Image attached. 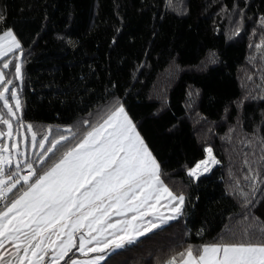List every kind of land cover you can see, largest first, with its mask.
I'll return each instance as SVG.
<instances>
[{
  "label": "trees",
  "instance_id": "trees-1",
  "mask_svg": "<svg viewBox=\"0 0 264 264\" xmlns=\"http://www.w3.org/2000/svg\"><path fill=\"white\" fill-rule=\"evenodd\" d=\"M221 12L237 14V36ZM0 16V34L12 29L22 50L16 126L69 127L76 141L85 119L122 104L161 178L185 197L179 218L100 264H168L189 246L264 243V94L240 73L261 51L264 0H0ZM207 146L219 163L193 179Z\"/></svg>",
  "mask_w": 264,
  "mask_h": 264
},
{
  "label": "snow or ice",
  "instance_id": "snow-or-ice-1",
  "mask_svg": "<svg viewBox=\"0 0 264 264\" xmlns=\"http://www.w3.org/2000/svg\"><path fill=\"white\" fill-rule=\"evenodd\" d=\"M20 48L11 30L0 34V58ZM8 66L5 63L3 67ZM15 73L20 78V64L15 65ZM4 82V73L0 72V84ZM8 92L7 87L0 91V101L9 117L20 119L17 113L21 111V102L16 91H11L14 110ZM0 124L7 126V132L0 131V139L11 138L12 124L3 114ZM27 131L32 133V147L38 144L44 153L40 163L69 139L61 135L48 141V136H44L38 142L31 125ZM46 142L50 144L47 148ZM8 151L9 148L0 147V177L4 175L5 165L12 166L11 158L4 155ZM206 152L207 158L189 169L190 177L198 179L219 163L211 148ZM15 167L20 168L19 162ZM26 168L28 175L21 177L16 171L8 174V180L13 176L18 178L6 189L8 180L0 179V199L21 180L27 185L18 198L0 211V264H46V258L48 264H60V261L80 264L70 256L73 249L87 256L133 244L139 237L177 219L185 200L161 180L160 165L122 105L111 110L75 146L64 151L58 162L43 174L37 175L30 162ZM162 208L168 209L169 214ZM260 230L264 232V227ZM6 244L12 248L6 250ZM179 255L183 258L181 264H264V243L203 245L195 255L189 246ZM9 256L12 259H6ZM104 258L98 255L83 264H99ZM175 259L168 264H175Z\"/></svg>",
  "mask_w": 264,
  "mask_h": 264
},
{
  "label": "rangeland",
  "instance_id": "rangeland-1",
  "mask_svg": "<svg viewBox=\"0 0 264 264\" xmlns=\"http://www.w3.org/2000/svg\"><path fill=\"white\" fill-rule=\"evenodd\" d=\"M181 4H182V1L175 2V8L172 10L174 12L177 11L178 14L182 13V11H181L182 5ZM221 16L224 19L223 20L220 19V21H222V23L224 25H226V24L228 25V28L230 29V32L233 35H236V34L238 35V33H239L238 28H239L240 24H239V17H237V14L221 12ZM9 30H11L14 33V35L16 36L15 32L12 29H9ZM232 37H234V36H232ZM257 45H261V47H257ZM255 47H256V50H261V51L255 53L254 56L252 57L253 59L250 61L249 66H247L245 69L241 70V72H240L241 73V82H242V84L244 83L246 85V87L250 89L251 93H256V94L262 93V94H264V38L258 39L255 43ZM5 63H8V65H9L8 68L3 67ZM16 64L21 65V76H20V78H17L16 73H15V65ZM0 72H3L4 77H5V82L0 84V91H3V89L5 87H7L9 89V92L6 93V95H8L10 103H11L13 109L15 110V101L11 100V91H16L17 96L21 102V97H20V87H21V83H22V50L21 49H16L12 52H9L7 55L0 58ZM176 72H178V71H176ZM176 72L174 74H176ZM160 81L161 80H159V83H160ZM157 89H160V87H158ZM0 102L3 104L2 101H0ZM121 105L122 104H118L117 106H121ZM117 106H115V107H117ZM114 108H110L104 115H102L100 117L99 116L93 117V119H92L93 121H90V119H85L82 122V125L87 130L85 131V133L82 135V137L80 139H82L83 136L86 134V132L90 131L93 126L102 122V118L106 117V115L109 114L111 110H114ZM85 122H87V124ZM28 126L29 125H25V126L20 125V132L15 131L12 127L13 136L11 138H8L7 136H5L4 137V138H6L5 143L3 146L2 145L0 146V147L9 148V151L5 152L4 155H5V157H10L12 160V167L10 168L7 165H5V168H7V170H9L11 172H13V171L18 172V174L20 176H24V173H29L28 169L26 168V164L29 162L33 164V168L35 169L36 173L39 169H41V171L43 173L44 171L47 170L48 167H50L51 165L53 166L54 163L58 162V160L61 158L64 151H66L68 148L75 146V144L78 143L80 140V139H78V140L76 139V141L73 140L74 135H73L72 131L71 132L67 131L69 129V127H67L68 129H66V128H61V127L44 125V126H39V127H43V128H41L42 130L38 131L37 128L34 129L31 126L33 132H35L37 135V141L38 142L44 136H48V141L54 140L61 135H66L69 137V139L67 141H64L61 145L57 146V150H55L52 153H48L47 158L44 160V162L40 163V159L44 155V153L39 148L38 144L35 148L32 147V141H31L32 133L27 131ZM197 131L199 132V128L197 129ZM4 132H7V126H5ZM206 139H207V137H206ZM13 144H16L17 147L12 148ZM49 146H50V144L48 142H46L45 148H47ZM208 148H210V147L207 146L206 149H208ZM206 158H207V152H206L205 159ZM17 162H19V164H20L19 169H16V167H15ZM213 166H211V168ZM7 174H9V173H7ZM203 174H206V172H204ZM6 178L8 180V175H6ZM17 178H18L17 176H13V178L11 180H8V181H12V180L14 181ZM161 180L163 181L165 186H167L162 178H161ZM239 187H241V185ZM172 192L176 195H183L182 193H180L178 191L177 192L172 191ZM5 194H9V192H6ZM161 210L164 211L166 215L169 214L168 209L162 208ZM182 210H183V207H182ZM181 214H182V211H181ZM181 214L179 216H181ZM236 222H237V220H234L233 223H236ZM75 252L78 253L79 251L76 249ZM95 259H96V255L94 253L87 258H79V259H75V260L79 261L80 264H83V262H85V261H90V260H95ZM112 264H113V262H112Z\"/></svg>",
  "mask_w": 264,
  "mask_h": 264
},
{
  "label": "crops",
  "instance_id": "crops-1",
  "mask_svg": "<svg viewBox=\"0 0 264 264\" xmlns=\"http://www.w3.org/2000/svg\"><path fill=\"white\" fill-rule=\"evenodd\" d=\"M3 106V105H2ZM6 112H5V115H6V113H7V109H5V108H3ZM1 112V111H0ZM5 118H7V119H9L10 120V122H11V124H12V127H13V129L15 130V131H17V132H20V125H15L14 123H13V118L12 117H9L8 116V113H7V116H4ZM5 126L6 125H3V124H0V131H3L4 132V129H5ZM16 135V134H15ZM6 138H2V139H0V146L2 145H4V143H5V140ZM52 166V165H51ZM50 166V167H51ZM12 167V166H11ZM10 167V168H11ZM50 167H48V168H50ZM47 168V169H48ZM11 171H9V170H7V168H4V175L2 176V177H0V179H5V180H7V178H6V175H8L7 173H10ZM45 172V171H44ZM43 172V173H44ZM43 173H40L39 175H41V174H43ZM14 181L12 180V181H8V183L4 186L5 187V189L8 187V186H10L12 183H13ZM26 188H27V186H23V185H21V183H19V184H17L16 185V187L12 190V192H10L9 194H5L4 196L5 197H8L9 199H10V202L13 200V199H15V198H18V196L20 195V194H22V192L24 191V190H26ZM9 202V203H10ZM5 208H1L0 209V211H3ZM156 230V229H155ZM154 231V230H153ZM217 243H221V244H227V243H222V242H215V243H209V244H204V245H210V244H217ZM234 243V242H233ZM248 243V242H247ZM203 246V245H202ZM202 246L201 247H199V248H197V249H194L193 250V252H194V255L195 254H198V250L199 249H201L202 248ZM12 248V246L10 245V244H6V250H8V249H11ZM110 251H112V250H109L108 252H106V253H95V255H96V257L98 256V255H103L104 257H105V255L107 254V253H109ZM92 254H94V253H89L87 256H85V255H81L79 252L78 253H74L73 254V256H72V259H79V258H87V257H89L90 255H92ZM6 259H12L10 256L9 257H7ZM182 259L183 258H181V259H175V264H181V262H182ZM172 260V259H171ZM171 260H169V261H171ZM103 260H101V261H99V264L102 262ZM60 263H61V261H60ZM46 264H48V261H47V258H46Z\"/></svg>",
  "mask_w": 264,
  "mask_h": 264
},
{
  "label": "built area",
  "instance_id": "built-area-1",
  "mask_svg": "<svg viewBox=\"0 0 264 264\" xmlns=\"http://www.w3.org/2000/svg\"><path fill=\"white\" fill-rule=\"evenodd\" d=\"M24 172V171H23ZM29 173H24V176L25 175H28ZM5 201V199L3 198L2 200H1V202H0V204H2L3 202Z\"/></svg>",
  "mask_w": 264,
  "mask_h": 264
}]
</instances>
